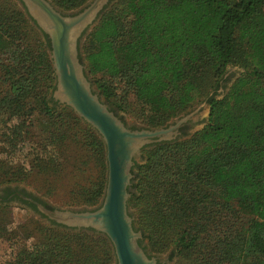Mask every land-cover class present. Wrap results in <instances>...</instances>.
<instances>
[{
    "label": "trees",
    "instance_id": "trees-1",
    "mask_svg": "<svg viewBox=\"0 0 264 264\" xmlns=\"http://www.w3.org/2000/svg\"><path fill=\"white\" fill-rule=\"evenodd\" d=\"M53 1L71 10L87 0ZM240 43L252 70L224 98H208L209 122L191 137L146 149L130 186L135 229L151 249L174 246L195 254V264H264V0H118L84 43L89 73L107 76L98 83L107 101L128 111L133 95L150 126L164 125L218 84ZM55 86L48 35L26 8L0 6L1 135L22 148L43 139L46 149L86 133L105 172L104 139L52 98ZM104 172L82 190L89 205L103 197ZM45 227L51 234L9 264L117 263L107 235Z\"/></svg>",
    "mask_w": 264,
    "mask_h": 264
},
{
    "label": "rangeland",
    "instance_id": "rangeland-1",
    "mask_svg": "<svg viewBox=\"0 0 264 264\" xmlns=\"http://www.w3.org/2000/svg\"><path fill=\"white\" fill-rule=\"evenodd\" d=\"M50 1L61 11L70 13L81 9L91 0H87L83 5L71 10L62 8L53 0ZM117 1L118 0H114L103 10L96 23L85 31L79 40V56L85 64V70L94 87V91H96L103 101L108 104L111 110L118 112L128 125L138 128L165 127L172 122L173 119L196 110L193 114L195 121L189 120L186 131L182 135H177V139L180 137H182L181 139L191 137V135L209 122L210 104L206 98H209L211 95L216 98H224L228 95L238 77L252 70L251 66H247V62L251 63V60H253L252 56L249 54L250 51L246 48V44L240 43L237 52L238 55H236L235 58L236 62L227 65L218 84L208 88L186 111L171 117L164 125L150 126L147 123L146 114L142 113L140 111V105L134 102L133 95H129L128 98V102H132L131 105L128 104V111L113 108L98 87L99 81L107 79V76L102 73H96L95 75L90 74L87 68L84 52L86 38L100 18L111 9ZM15 5L25 8L20 0H0V6ZM212 84L213 78L205 85L210 87ZM211 92L212 94L210 95ZM196 125L203 126L194 132H190ZM33 133L40 134L35 131H33ZM38 135H36V137L40 139ZM183 135L188 136L184 137ZM99 136L101 135L99 134ZM7 137L8 135H6V139H4L0 132V189L20 188L26 190L42 200L43 203H46L47 208L52 211L56 208L93 209L99 206L103 197L95 203V205H89L85 202L87 194L82 191L85 190V188H90L92 183L99 181L101 174L104 172L101 161L98 159L97 155L91 151L94 148L92 138L91 144L89 141L90 137H88L86 133L76 136L70 134L63 143L57 142L55 146L47 145L46 149L43 148L46 143L43 139H40L37 145L30 143L27 147L25 146L22 148L20 145H11ZM149 147L150 146L143 148L142 153L135 157L132 183L138 180L135 175L138 171L137 165L146 162V149ZM33 159L35 165L31 170H28L29 161H33ZM107 170L108 166L105 169V175H107ZM75 190L79 191L75 192ZM132 190L134 191V187H131V191ZM128 210L133 218L134 226L137 227V225H135L134 209L129 204ZM46 225L47 227L57 226V224L49 220L44 214L36 209H31L26 204L9 200L4 203L0 202V264H9L13 262L17 256L25 255L29 250L34 249L36 244L45 240L51 234L49 228L45 227ZM59 226L61 227L63 225L59 224ZM83 230H88L89 233H96L97 235L99 233L104 234L90 229ZM141 240L145 251L150 256H157L158 263L195 264L199 261L195 254L178 253V250L174 246L153 251L151 249L149 237L147 234L145 236L143 232ZM94 249H98V246H94Z\"/></svg>",
    "mask_w": 264,
    "mask_h": 264
},
{
    "label": "water",
    "instance_id": "water-1",
    "mask_svg": "<svg viewBox=\"0 0 264 264\" xmlns=\"http://www.w3.org/2000/svg\"><path fill=\"white\" fill-rule=\"evenodd\" d=\"M20 1L50 40L56 76L52 98L73 108L98 131L106 145L108 166L105 193L99 206L93 209L56 208L52 211L38 204V208L57 224L107 235L113 244L117 264H161L157 256H150L140 244L142 232L135 229L128 210L135 157L147 146L177 139V135H182L179 126L189 120L194 122L196 110L173 119L165 127L131 128L94 91L79 56V40L114 0H91L70 13L61 11L50 0ZM202 126L196 125L190 132Z\"/></svg>",
    "mask_w": 264,
    "mask_h": 264
},
{
    "label": "flooded vegetation",
    "instance_id": "flooded-vegetation-1",
    "mask_svg": "<svg viewBox=\"0 0 264 264\" xmlns=\"http://www.w3.org/2000/svg\"><path fill=\"white\" fill-rule=\"evenodd\" d=\"M115 113L119 117H121L118 112L115 111ZM122 120L125 122L124 119H122ZM188 124H189V122H186V123L182 124L181 126H179L178 130H179V132H181V134H183L186 131ZM128 126L131 128H138V127H134L132 125H128ZM3 197H6V198H3ZM0 199H4V200L7 199L9 201H15V202H18L21 204H26L31 209H34V210L36 209L40 213H42V212L38 208V204H42L45 208H47L46 203H43L42 200H40L39 198H35V196L33 194L29 193L26 190H22L20 188L0 189ZM42 214H44V213H42ZM141 245H142V240H141Z\"/></svg>",
    "mask_w": 264,
    "mask_h": 264
}]
</instances>
